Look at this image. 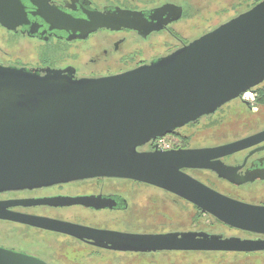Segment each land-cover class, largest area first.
Here are the masks:
<instances>
[{"label":"water","instance_id":"obj_1","mask_svg":"<svg viewBox=\"0 0 264 264\" xmlns=\"http://www.w3.org/2000/svg\"><path fill=\"white\" fill-rule=\"evenodd\" d=\"M263 82L264 0L170 57L119 76L73 80L0 67V192L127 178L168 189L230 227L264 234V207L233 200L180 172L190 153L138 152ZM261 138L264 131L203 153L227 154ZM43 204L95 205L90 198ZM0 218L125 253L264 251V241L207 233L136 235L1 211ZM0 264L46 263L0 248Z\"/></svg>","mask_w":264,"mask_h":264},{"label":"flooded vegetation","instance_id":"obj_2","mask_svg":"<svg viewBox=\"0 0 264 264\" xmlns=\"http://www.w3.org/2000/svg\"><path fill=\"white\" fill-rule=\"evenodd\" d=\"M261 1L0 0V67L41 76L61 73L73 80L119 76L170 57ZM83 33L87 35L80 36ZM250 92L253 101L241 96L214 114L150 141L138 152L190 153L191 159L180 169L184 176L233 200L264 207V138L227 154L210 157L203 153L264 131V82ZM62 198H90L95 205L43 204ZM0 204L3 214L48 218L103 231L136 235L192 232L264 241V234L230 227L168 189L127 178L96 177L0 192ZM211 218L235 235L211 232ZM77 246L128 254L0 218L1 249L46 264H77ZM220 253L259 255L264 251Z\"/></svg>","mask_w":264,"mask_h":264},{"label":"rangeland","instance_id":"obj_3","mask_svg":"<svg viewBox=\"0 0 264 264\" xmlns=\"http://www.w3.org/2000/svg\"><path fill=\"white\" fill-rule=\"evenodd\" d=\"M244 9L245 7L242 10ZM177 224L182 223L178 220ZM208 229L214 233L224 234L225 237L235 235L234 232L221 227L212 218L209 219ZM77 264H264V254L243 255L220 252L118 254L101 251L95 252L85 247L77 246Z\"/></svg>","mask_w":264,"mask_h":264},{"label":"built area","instance_id":"obj_4","mask_svg":"<svg viewBox=\"0 0 264 264\" xmlns=\"http://www.w3.org/2000/svg\"><path fill=\"white\" fill-rule=\"evenodd\" d=\"M243 98L247 101H253L254 99V94L252 92H247L245 94H243Z\"/></svg>","mask_w":264,"mask_h":264},{"label":"trees","instance_id":"obj_5","mask_svg":"<svg viewBox=\"0 0 264 264\" xmlns=\"http://www.w3.org/2000/svg\"><path fill=\"white\" fill-rule=\"evenodd\" d=\"M159 253V252H158ZM149 254H151V253H149ZM152 254H155V253H152Z\"/></svg>","mask_w":264,"mask_h":264}]
</instances>
